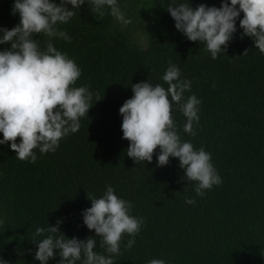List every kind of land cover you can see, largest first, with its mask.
<instances>
[{
  "label": "trees",
  "instance_id": "1",
  "mask_svg": "<svg viewBox=\"0 0 264 264\" xmlns=\"http://www.w3.org/2000/svg\"><path fill=\"white\" fill-rule=\"evenodd\" d=\"M224 2L118 0L132 20L125 27L107 6L101 17L86 0L73 9L68 23L58 24L71 42L55 37L51 42L80 68L73 86L89 88L92 108L81 118L80 130L61 139L55 152L35 149V164L16 158L10 144H0V264H40L35 242L48 233L35 236L36 229L47 230L58 220L63 223L56 235L81 241L93 237L94 250L108 255L82 216L92 206L88 194L100 198L108 186L131 202L130 215L145 221L130 250L125 248L133 237L123 236L114 264H148L152 259L166 264H264V54L243 35V13L227 51L213 60L206 44L189 41L167 11L170 5L220 8ZM14 3L0 0V29L20 23ZM135 28L146 33L144 48L133 40ZM34 39L46 49L48 37L37 34ZM10 47L0 45V51ZM170 62L179 67L181 79L191 81L185 99L195 95L201 101L195 136L184 132L186 117L173 104L178 135L194 150L211 154L222 180L203 197L196 194L195 182L185 179L178 158L170 157L167 166L158 167L159 148L150 164H136L127 156L130 142L123 139L119 110L133 97L134 84L167 88L162 77ZM186 197L195 204L186 203ZM59 259L57 252L49 264H59Z\"/></svg>",
  "mask_w": 264,
  "mask_h": 264
},
{
  "label": "clouds",
  "instance_id": "2",
  "mask_svg": "<svg viewBox=\"0 0 264 264\" xmlns=\"http://www.w3.org/2000/svg\"><path fill=\"white\" fill-rule=\"evenodd\" d=\"M86 0H15L13 14L20 23L13 29H0V45L10 44V49L0 51V144L9 145L21 161H37L35 149L40 153L55 152L59 142L70 133L80 130V120L92 108L93 93L88 87H74L81 70L73 59L61 53L51 38L71 42L58 24H66L74 17L73 9L81 8ZM92 11L105 15L104 8L122 26L132 23L122 12L118 0H88ZM68 5H71L69 9ZM167 11L175 21V27L191 42H203L213 60L226 52L236 29V21L243 13L240 27L243 35L252 38L255 48L264 54V0H225L220 8L199 5L193 9L189 4L169 6ZM48 37L46 49L41 50L34 35ZM248 51H245L244 55ZM162 80L168 85L153 86L141 82L132 86L133 97L120 108L123 139L130 142L127 156L136 164L152 163L157 148L158 167L169 164L170 157L178 158L185 171L187 182H195V192L203 197L205 190L222 183L212 163V156L203 148L194 150L189 142H182L172 115L173 104L178 105L186 117L184 132L195 136L194 123L199 124L198 105L195 95L185 99L191 91V81L181 79L178 66L169 63ZM215 87V85H213ZM96 98L101 101L99 94ZM19 138V143L17 142ZM91 207L82 213L84 224L101 237L100 247L108 255L94 249L93 237L81 241L67 238L56 226L47 230L38 227L35 236L48 235L37 243L35 260L49 264L60 257L59 264H114L113 256L121 255V241L125 234L133 237L127 241L125 250L135 244L134 237L145 223L143 218L130 215L131 202L119 198L111 186L100 198L90 197ZM186 197V203L195 204ZM5 264V262H4ZM148 264H166L162 259H152Z\"/></svg>",
  "mask_w": 264,
  "mask_h": 264
},
{
  "label": "rangeland",
  "instance_id": "3",
  "mask_svg": "<svg viewBox=\"0 0 264 264\" xmlns=\"http://www.w3.org/2000/svg\"><path fill=\"white\" fill-rule=\"evenodd\" d=\"M143 20L144 17H136L135 16V20ZM144 23H148V20H143ZM135 32H133V40L135 42H137L142 48L145 47L146 44V33L143 29L141 28H135Z\"/></svg>",
  "mask_w": 264,
  "mask_h": 264
}]
</instances>
